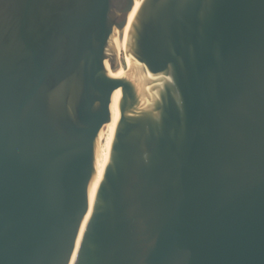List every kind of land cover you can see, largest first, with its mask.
Instances as JSON below:
<instances>
[{
    "label": "water",
    "instance_id": "obj_1",
    "mask_svg": "<svg viewBox=\"0 0 264 264\" xmlns=\"http://www.w3.org/2000/svg\"><path fill=\"white\" fill-rule=\"evenodd\" d=\"M0 264H264V0H0Z\"/></svg>",
    "mask_w": 264,
    "mask_h": 264
},
{
    "label": "bare ground",
    "instance_id": "obj_2",
    "mask_svg": "<svg viewBox=\"0 0 264 264\" xmlns=\"http://www.w3.org/2000/svg\"><path fill=\"white\" fill-rule=\"evenodd\" d=\"M140 4H141V1L136 0V13L140 7ZM117 58L123 60V67H121V69L126 75L127 70L130 69L131 67L132 58L128 55V59L125 60L123 51L119 52V56ZM119 101H120V98H116L114 101L110 103V106L119 103ZM108 144H109V138L106 132H99L96 149H95V171L93 175V182H97L98 175L103 167L105 156H106L107 149H108ZM96 191H97V187H95L93 190V195H92L93 203L95 201Z\"/></svg>",
    "mask_w": 264,
    "mask_h": 264
},
{
    "label": "rangeland",
    "instance_id": "obj_3",
    "mask_svg": "<svg viewBox=\"0 0 264 264\" xmlns=\"http://www.w3.org/2000/svg\"><path fill=\"white\" fill-rule=\"evenodd\" d=\"M140 1H142V0H140ZM118 59V63H119V65H120V67H123V60L122 59H119V58H117ZM127 60V59H126Z\"/></svg>",
    "mask_w": 264,
    "mask_h": 264
}]
</instances>
